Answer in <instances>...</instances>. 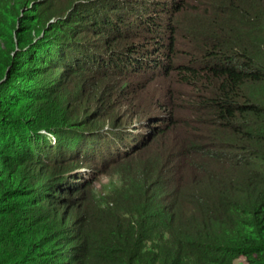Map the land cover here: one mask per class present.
<instances>
[{
    "label": "trees",
    "instance_id": "1",
    "mask_svg": "<svg viewBox=\"0 0 264 264\" xmlns=\"http://www.w3.org/2000/svg\"><path fill=\"white\" fill-rule=\"evenodd\" d=\"M183 3L57 0L39 22L64 18L72 34L51 24L38 40L25 24L43 1L0 0V264H264V0L219 2L218 16L198 27L177 17ZM164 76L189 100L165 104L168 112L188 110L206 134L178 125L171 142L184 144L182 173L148 162L121 169L102 193L101 176L176 128L129 97ZM72 79L67 91L80 103L69 108L58 94ZM96 98L89 126L82 120ZM19 167L50 181L28 188L29 175H4ZM34 208L59 213L35 217L30 230L20 215Z\"/></svg>",
    "mask_w": 264,
    "mask_h": 264
},
{
    "label": "rangeland",
    "instance_id": "2",
    "mask_svg": "<svg viewBox=\"0 0 264 264\" xmlns=\"http://www.w3.org/2000/svg\"><path fill=\"white\" fill-rule=\"evenodd\" d=\"M41 2L43 1V4L39 7L36 8L35 10V14L31 19L30 24H25V26L27 27V30L29 31H36L39 30L41 31L39 38H37L38 40L41 39L44 35H46L49 31V25L53 24L52 26L58 25L56 26L57 28H54L56 34H58L60 32V30L62 29L63 32L66 33V35L71 36V29L69 27V30H65L66 25L68 24L67 22H63L65 21L64 18H52L51 20L48 21V23L42 24L40 23V15L41 14H45L46 11L49 9V7H51L53 4L57 3V0H40ZM226 0H184L183 6L180 8V10L177 12V17L180 18L183 23L185 25H189V26H193V27H198V26H204L206 25V23L204 22V19L207 17L210 21V17L214 16V14H217L218 16V8L217 6H219V2H224ZM249 3H251V0H249ZM200 5L202 7V5H207L208 7L211 6L212 7V12L208 11V15L205 14V12H201L200 8L197 6ZM203 8V7H202ZM74 10V8H73ZM63 22V23H62ZM72 23V22H71ZM64 26V27H63ZM32 36L37 35V33H33L31 34ZM179 38H183V36H179ZM53 40H51L52 44ZM179 42L183 43V40L180 39ZM46 45V42H41V45ZM69 42H66L65 44H61L63 45V49H73L71 44ZM187 46V45H186ZM186 46H184L186 48ZM51 47V46H49ZM185 51H188L187 49ZM24 65V64H23ZM22 65V66H23ZM19 67L18 70V74H26L27 71L23 70L24 68ZM40 67H44L43 70L38 72L41 74L43 72H46V66H40ZM39 67V68H40ZM38 68V69H39ZM48 71V70H47ZM50 71V70H49ZM174 74V73H173ZM42 78V77H41ZM29 80V77L28 79ZM74 80L77 83V80L74 78ZM73 79L71 80V82L65 81L60 82L63 83V87L59 92V96H61L63 99L69 101L67 102V105L69 108L75 107L76 104H79L80 101H73V99H71V96L68 94L67 90H70V87L74 86L75 81ZM17 81H21L23 83H25L26 78H22L21 80H17ZM27 82V81H26ZM59 83V84H60ZM148 87L143 90V91H139L137 93L132 94L130 97V99L132 101L135 102V105L137 107L146 108V104H150V107H147V110L150 114L156 112V113H160L157 115V117H159L161 120H163V122H159L156 123L157 125H161V124H165V120L168 119V115L170 116V112L169 111V107L166 106L165 104L168 103H173L174 104H179V103H183V102H188L189 100L187 99V96H182L180 95V87L177 86L176 84L172 83V79L171 77L167 78V77H163V79L159 78L156 80H152L149 81L146 84ZM145 85V86H146ZM144 86V87H145ZM169 87H172V98H171V94L166 92V89H168ZM168 91V90H167ZM141 92L143 93L139 98H137V95L141 94ZM148 97V101H146ZM172 99V100H170ZM48 100V97L45 99V101ZM92 110H89L87 112V114H85L83 117L84 119L82 121H84V123H87V125L91 126V125H95L97 124L94 121V112H96L97 115L99 114V110H100V106L101 104L98 102V99H95V102H93L92 104ZM176 112L174 111V115H171L173 117V119L175 120V124L174 126L176 127L175 129H171L167 132V134L165 135L164 138L160 139V136H156L153 139V144H149L141 153H139L137 156H135V158L130 159V161L124 163L123 165H119V168H116L117 170L112 169L111 171H109V174L107 175H114L113 177L110 176H101V180L95 183V187L100 190L102 193H107L109 190V186L111 185H117L118 181H117V176L116 175H122L120 173L121 169H126V170H141L142 167L148 168L149 167V163L148 162H155L156 166H160L161 162H162V166H161V170H163L162 172L167 174L169 173L170 170H173L174 172H176L177 174L182 173L185 169H184V164L182 166V164L180 162H178V156L180 154V149L182 148V144H180L181 142L178 141H172L171 139L172 137H179L181 138V136L179 135L178 132V125L181 123H186L189 127L193 126L196 127V129H194L193 131L201 138L204 137V135L206 134V130L205 127L203 126H199L198 123H196L194 120H192V116H191V112H189L188 110H184L183 108H181L180 110L175 109ZM126 113V112H125ZM33 115H37V112H32ZM76 114H74L75 116ZM73 116V113L71 114V117ZM142 119L141 117H138L136 120H140ZM93 120V121H92ZM137 125H138V133L141 135L143 132V127L145 126V124H147V122L142 119L141 121H137ZM89 128V127H87ZM190 129V128H188ZM144 135V134H143ZM53 143V142H52ZM167 162V163H165ZM140 164V165H139ZM139 165V166H137ZM178 167V168H177ZM35 168V167H34ZM120 169V170H119ZM19 174H27L29 175L28 177V181L25 183V185H28V188H32L36 185H44L46 183H48L50 181L51 175L42 170L37 168L36 170H30L28 168H17L16 170L14 168L12 169H8L4 175H19ZM82 174L88 175L89 172L87 171H83ZM125 175V172H124ZM30 197V194H26L23 199L28 200ZM36 207H39V205H36ZM35 210H29V211H23L20 215L21 220H22V224L23 226H28V228L31 230L35 227L36 225V221H35V217H37L40 221L42 222H47L48 220H52L54 217H56V215L59 213L57 210L59 208H57L56 213L57 214H53V212L51 211L48 214H44L41 211H36L37 208H34ZM37 212V213H36ZM74 214L71 216V218H67L66 223L67 225L72 226L73 224V220L75 219V217L79 216L76 215L77 213L80 214L81 213V209H74ZM74 228V226H73ZM233 264H247L244 260V258L239 257L237 259L234 260Z\"/></svg>",
    "mask_w": 264,
    "mask_h": 264
}]
</instances>
